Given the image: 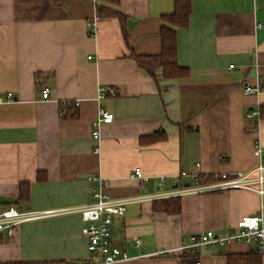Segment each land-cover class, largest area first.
I'll list each match as a JSON object with an SVG mask.
<instances>
[{
  "label": "crops",
  "instance_id": "crops-1",
  "mask_svg": "<svg viewBox=\"0 0 264 264\" xmlns=\"http://www.w3.org/2000/svg\"><path fill=\"white\" fill-rule=\"evenodd\" d=\"M100 7L121 16L100 17ZM173 10L174 0H0V212L8 204L81 208L100 178L113 199H145L114 217L112 239L128 255L114 264H228L229 254L259 251L245 243L191 247L207 232L237 231L243 217L257 215L258 194H169L194 186L197 173L207 181L257 165L256 146L264 150V0H191L189 26L177 30L178 65L188 73L164 79L131 55L161 53L162 16ZM246 85L262 91L246 95ZM101 88L106 97L98 100ZM64 103H78L77 118L64 116ZM101 108L115 118L94 139ZM22 183L30 195L17 203ZM169 199H180L179 214L154 209ZM84 225L76 212L18 225L0 234V264L86 260Z\"/></svg>",
  "mask_w": 264,
  "mask_h": 264
},
{
  "label": "built area",
  "instance_id": "built-area-1",
  "mask_svg": "<svg viewBox=\"0 0 264 264\" xmlns=\"http://www.w3.org/2000/svg\"><path fill=\"white\" fill-rule=\"evenodd\" d=\"M88 27L91 28L92 34H96V19L89 22ZM260 87H243L246 95H254L261 93ZM50 88H44L42 97L44 100L50 98ZM106 97V90L100 89L98 100ZM12 98V94L8 95ZM78 106V103H76ZM254 115V114H253ZM115 115L104 109H100L97 120L93 123V137L100 138V126L114 121ZM255 155L258 157L257 165L248 172H241L234 176L230 174H219L208 182H200L201 175L195 174L191 176L194 186H188L182 190H175L169 195L173 197H181L185 194L213 193L224 192L227 190H245L258 194L261 199L260 209L255 216L243 217L234 231L228 236H219L214 232H207L199 239H194L192 248L199 246L221 247L230 244H249L255 245L257 250L264 255V150L261 144L256 146ZM198 166V164H197ZM137 177H143L140 168L135 170ZM187 172H183V176H187ZM97 184L92 187V200L89 205L76 209L52 210V211H32L19 210L16 207L7 208L0 212V234L11 231L12 228L22 225L26 222L37 221V219L52 217L66 212H76L81 215L85 225L82 229L88 241V258L86 260L74 262L72 264H114L124 262L128 259L127 253L122 247L118 246L112 239V225L114 217L123 216L127 207L133 203L145 201L143 197L116 200L111 198L103 189V180L95 178ZM147 180V179H145ZM93 181V182H94ZM140 244V240L136 239V246ZM164 254V252H162Z\"/></svg>",
  "mask_w": 264,
  "mask_h": 264
},
{
  "label": "trees",
  "instance_id": "trees-1",
  "mask_svg": "<svg viewBox=\"0 0 264 264\" xmlns=\"http://www.w3.org/2000/svg\"><path fill=\"white\" fill-rule=\"evenodd\" d=\"M118 1V0H110ZM174 12L171 14H165L162 16V29H161V40H162V50L159 55L156 56H142L134 55L132 57L136 60L139 67L146 70L149 74L155 75L157 69L162 70V76L165 79H178L182 76L187 75L188 69H185L178 65V55H177V30L179 28H187L189 18L191 16V0H174ZM97 13L100 17L113 16L119 18L120 14L116 12H110L105 7H100L97 10ZM124 20V19H122ZM37 80L39 77L37 76ZM261 88L264 90V84L261 85ZM76 104L74 103H64L62 106V112L64 116L70 118H77V111L75 110ZM260 117L264 119V106H261ZM156 135H153L152 138H149L147 141L152 142L153 139H156ZM40 180L45 179L44 174H40ZM212 180L209 178L207 181L203 178L200 179V182H208ZM29 184L22 183L20 187L21 195L17 203H22L28 200L30 191ZM13 204H8L7 207H12ZM154 209L156 211H162L166 214H179L181 212V201L180 199H169L163 201H155ZM191 258V257H185ZM185 258H181L185 262ZM228 264H262V257L259 251H250L244 255H234L229 254ZM194 259V260H193ZM193 264H199L198 259L193 258Z\"/></svg>",
  "mask_w": 264,
  "mask_h": 264
}]
</instances>
